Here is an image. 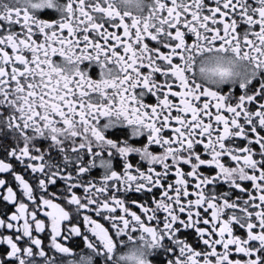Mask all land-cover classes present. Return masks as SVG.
Masks as SVG:
<instances>
[{
	"label": "snow or ice",
	"instance_id": "obj_1",
	"mask_svg": "<svg viewBox=\"0 0 264 264\" xmlns=\"http://www.w3.org/2000/svg\"><path fill=\"white\" fill-rule=\"evenodd\" d=\"M0 264H264V0H0Z\"/></svg>",
	"mask_w": 264,
	"mask_h": 264
}]
</instances>
